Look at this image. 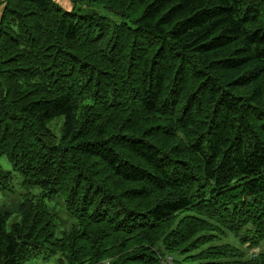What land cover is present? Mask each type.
Returning <instances> with one entry per match:
<instances>
[{
	"label": "trees",
	"instance_id": "1",
	"mask_svg": "<svg viewBox=\"0 0 264 264\" xmlns=\"http://www.w3.org/2000/svg\"><path fill=\"white\" fill-rule=\"evenodd\" d=\"M71 2L0 0V264H264V0Z\"/></svg>",
	"mask_w": 264,
	"mask_h": 264
},
{
	"label": "rangeland",
	"instance_id": "2",
	"mask_svg": "<svg viewBox=\"0 0 264 264\" xmlns=\"http://www.w3.org/2000/svg\"><path fill=\"white\" fill-rule=\"evenodd\" d=\"M56 1L66 10H70L72 8L71 0H56ZM97 11L101 14H106V11L103 9H98ZM57 119L62 120V117H58ZM49 127L55 132V134H59V126L54 124V121H51L49 123ZM0 169L4 171H10V175H11V180L9 181L10 183L8 187L2 188L0 186V208L4 207L11 209L13 207V203L17 202L18 198H20V195L23 193V188L20 185L21 176L18 172L13 170L12 163L7 159L6 156L0 157ZM34 192H36V190H34ZM15 218H16L15 213H12L9 222H12V220H14ZM58 218L61 219L63 228H59L56 236L61 235V231H60L61 229L67 230V228L73 221V219L64 210L58 212ZM227 239H230V241H232L234 245L238 246L246 255L252 253H258V251L264 249V241L261 242V245L259 247L246 249L247 244L245 245L238 244V241L230 236ZM58 257L59 256H57L56 253L51 254L49 259L46 261V252H43L39 257H37L34 260L28 261L26 264H53L54 262H56V259ZM166 259H167L166 262L168 264H172V260L170 256H167Z\"/></svg>",
	"mask_w": 264,
	"mask_h": 264
}]
</instances>
